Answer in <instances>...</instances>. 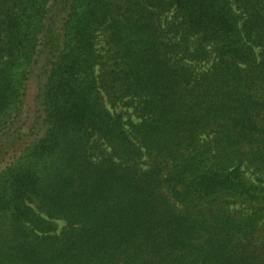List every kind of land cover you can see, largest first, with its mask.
Instances as JSON below:
<instances>
[{"label": "trees", "instance_id": "1", "mask_svg": "<svg viewBox=\"0 0 264 264\" xmlns=\"http://www.w3.org/2000/svg\"><path fill=\"white\" fill-rule=\"evenodd\" d=\"M0 264H264V0H0Z\"/></svg>", "mask_w": 264, "mask_h": 264}, {"label": "rangeland", "instance_id": "2", "mask_svg": "<svg viewBox=\"0 0 264 264\" xmlns=\"http://www.w3.org/2000/svg\"><path fill=\"white\" fill-rule=\"evenodd\" d=\"M101 43V42H100Z\"/></svg>", "mask_w": 264, "mask_h": 264}]
</instances>
